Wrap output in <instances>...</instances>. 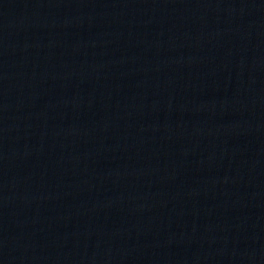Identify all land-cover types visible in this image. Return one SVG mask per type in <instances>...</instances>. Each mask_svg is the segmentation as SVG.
Listing matches in <instances>:
<instances>
[{"label":"water","instance_id":"obj_1","mask_svg":"<svg viewBox=\"0 0 264 264\" xmlns=\"http://www.w3.org/2000/svg\"><path fill=\"white\" fill-rule=\"evenodd\" d=\"M0 264H264V0H0Z\"/></svg>","mask_w":264,"mask_h":264}]
</instances>
